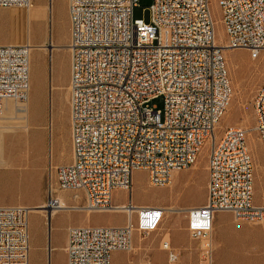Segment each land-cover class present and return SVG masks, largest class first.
Masks as SVG:
<instances>
[{"label":"built area","instance_id":"1","mask_svg":"<svg viewBox=\"0 0 264 264\" xmlns=\"http://www.w3.org/2000/svg\"><path fill=\"white\" fill-rule=\"evenodd\" d=\"M217 3L225 47L256 59L264 49V0ZM136 6L139 0H68L72 161L55 167L46 209L66 208L56 188L83 191L82 209L93 213L115 211V193L126 192V225L68 229V264H112L113 252L129 250L134 231L156 232L164 220L162 206L134 201V172L146 171L152 187L167 186L171 173L194 166L211 141L206 201L187 213L188 231L200 240L199 264H211L217 213L253 224L264 219V207L254 203L247 131L227 126L216 138L222 117L215 108L226 111L233 87L212 3L154 0L148 22L134 17ZM31 49L0 45V112L4 99H27ZM159 98L162 108L153 103ZM253 107L264 150V82ZM29 213L25 205H0V264H30Z\"/></svg>","mask_w":264,"mask_h":264},{"label":"rangeland","instance_id":"2","mask_svg":"<svg viewBox=\"0 0 264 264\" xmlns=\"http://www.w3.org/2000/svg\"><path fill=\"white\" fill-rule=\"evenodd\" d=\"M153 1L139 0V6L134 8V17L148 22ZM211 3L216 20V41L224 44L226 33L221 9L217 0H211ZM26 42L33 47L30 55L29 116L25 110H21L26 108V104H18L21 109L15 114L16 118L6 125H24L28 117L30 128L25 130L16 127L0 132V145L6 150V154L0 155V205L37 208L47 204L50 182H53L54 187L57 186L55 167L69 164L66 162L72 158L68 0H31L29 8L0 6V43ZM224 55L233 96L217 126L216 138L221 136L227 126H238L247 131L248 147L254 160V203L262 206L264 150L255 131L253 103L264 82V49L256 59L245 49H226ZM153 103L162 108L163 99H156ZM210 147L211 143L207 142L194 166L181 171L169 186L152 187L148 183L146 171L134 172L132 195L136 203L173 206L178 211L165 212L163 223L156 232L144 234L134 231L132 250L118 251L112 258V264H143L146 258L152 264L200 263V240L189 233L187 214L181 210L190 203L200 206L206 201ZM4 158L9 160V166L3 163ZM51 159L54 165L52 172ZM74 193L55 190V194L62 196L67 204L83 206L85 193L80 191L77 200L73 197ZM125 199L126 192L115 193V203H122ZM41 214L42 219L36 213L29 214L31 264H49V247L61 238L62 229H58V226L82 219L85 220L83 225L108 226L113 224L111 218L116 212H94L87 217L86 212L62 210L51 224L49 214L43 211ZM226 214L237 226L233 230H216L215 218L211 264H264V230L253 228L260 226V223L237 220L232 213ZM226 214L218 213L216 217L224 222L228 216ZM167 234H170L169 241L174 249L172 253L178 255L175 261L169 260L170 251L161 249L163 241L168 239ZM52 264H61L57 250L53 251Z\"/></svg>","mask_w":264,"mask_h":264},{"label":"crops","instance_id":"3","mask_svg":"<svg viewBox=\"0 0 264 264\" xmlns=\"http://www.w3.org/2000/svg\"><path fill=\"white\" fill-rule=\"evenodd\" d=\"M0 44H4V43H0ZM25 104H26V108H24V109L19 108V109L25 110L26 111V115H27V113H29V104H28V101ZM17 106H16V104L14 102H12L10 100H8V101L5 102L3 116H0V132H3L4 130H12V128H16L17 127V126L13 127L12 125H10V126H7L6 125V123H8L11 119H14L15 114L19 112ZM27 116H29V115H27ZM26 119H27V121H26L27 124H30L28 117H26ZM3 153L6 154V150L0 145V155L2 156ZM2 161L3 160H1V162ZM8 161L9 160H7V159L4 158V162L3 163H6L7 166H9ZM70 162L67 161L66 163H70ZM180 174H181L180 172L175 173L173 175V179L175 177L179 176ZM61 199H62L63 203H65V205H67V206L70 205V204H67L63 200V198H61ZM137 204L138 205H153V204H149V203H137ZM42 205H44V204H42ZM191 207H195V204H191L190 203V204H188V207H185V208H191ZM59 212H56L55 214H53L51 216V218H50V224H51L52 219L55 218L58 215ZM32 213L38 214L39 217L42 219L43 214H41V212H32ZM219 213L220 214H226V212H219ZM91 214L92 213H86L87 217L91 216ZM112 215H113V217L111 218V220H112L113 224H109L108 226H124L129 221L127 214L125 212H123V211L116 212V214H112ZM217 215H218V213L216 214V216ZM226 215H228V214H226ZM216 216H215V218H216V230H233L237 226L235 223H233L231 221V218L229 217V215L227 216L226 221H224V222H221V219L219 220V218H217ZM120 217H121V219H120ZM83 223H85V220L82 219V220H77L74 223L67 224L65 226H60V227L58 226L57 227L58 229H62V230H60V232H61V238L57 241V243L54 246L51 245L49 247V255H50L49 256L50 257L49 258V264H52V254H53V251L54 250H57V256H58L61 264H68V256H67V252H66V247H67V244H68V229L71 226H85V225H83ZM256 224H258V223H256ZM253 228H262L264 230V222L260 223V226H255ZM52 231L53 230H51V241H50V243H52ZM30 247H31V244H30ZM117 253H119V252L118 251L113 252L112 258ZM30 264H31V262H30Z\"/></svg>","mask_w":264,"mask_h":264},{"label":"bare ground","instance_id":"4","mask_svg":"<svg viewBox=\"0 0 264 264\" xmlns=\"http://www.w3.org/2000/svg\"><path fill=\"white\" fill-rule=\"evenodd\" d=\"M11 6H18V5H16V4H11ZM22 7H25V8H29L30 6H31V0H29V2L27 3V4H24V5H21ZM68 17H69V14H68ZM216 21V20H215ZM69 35H70V21H69ZM217 42V41H216ZM27 43V42H26ZM0 45H2V44H0ZM223 47H224V52H225V50L227 49V50H230V49H228V48H226L225 46H226V42L224 43V44H221ZM33 48V47H32ZM32 50V49H31ZM70 51V50H69ZM71 54V53H70ZM30 64H31V62H30ZM70 72H71V68H70ZM236 94V93H235ZM232 96H233V94H232ZM29 99V100H28ZM232 99V98H231ZM8 100H10V101H12V102H14L15 104H16V106L18 105V104H25V103H27V101H28V104H29V102H30V91H29V93H28V96H27V99L25 100V101H20V100H16V99H13V98H7V99H4L3 101H2V105H1V107H2V109H1V112H0V116H2L3 115V112H4V104H5V102L6 101H8ZM231 101V100H230ZM230 104V103H229ZM229 106V105H228ZM17 108H18V110H19V106H17ZM228 108V107H227ZM36 109H38V105L36 106ZM227 110V109H226ZM226 111H223V114H222V108H215V117H223V115H224V113H225ZM14 118H16V116H14ZM27 119L25 120V123H24V125H21V126H17V127H20V128H23V129H28L29 127H30V124H27ZM17 122V121H16ZM6 128V127H5ZM7 129V128H6ZM208 142H210L211 143V141H208ZM71 161H72V158H71ZM51 164H50V170H51V172L53 171V167H54V165L52 164V159H51V162H50ZM71 163V162H70ZM207 169H208V166H207ZM184 171V170H183ZM177 172H181V171H173L172 173H171V178H170V182H169V184H168V186L169 185H171L172 184V182H173V175L175 174V173H177ZM61 192H65V191H61ZM67 192H71V191H67ZM79 194H80V191H77V192H75L74 194H73V197H74V199H79L80 198V196H79ZM56 196H57V198L60 200V202H62L63 203V201H62V197L60 196V195H58V194H55ZM61 197V198H60ZM64 205H65V203H63ZM118 207L115 209V211H112V212H119V211H123V212H125L126 214H127V211H126V209L124 208V202H122V203H115ZM119 204V205H118ZM66 206V208L65 209H60V210H57V209H52V210H45V208L47 207V204H44V205H41L40 207H37V208H29L30 209V213H32V211H33V209H35L33 212H44L45 214H46V212H48V214H49V219L51 218V216L53 215V214H55L56 212H59V211H62V210H66V211H82V212H86V213H93V212H89V211H86V210H84V209H82V206H80L79 204H73V205H69V206H67V205H65ZM263 207H264V205H262ZM162 208H164V211L165 212H175V211H178V209H176L175 207H162ZM192 208V207H191ZM190 210V208H186V209H184V210H181L183 213H185V214H187L188 213V211ZM29 213V214H30ZM127 216H128V214H127ZM128 220H129V218H128ZM132 220H134V216H132ZM129 222V221H128ZM262 222H264V219L261 221V222H259V223H262ZM256 224V223H255ZM235 231H246V230H235ZM212 234H213V231H212ZM165 237V236H164ZM168 238V239H167ZM212 238H213V236H212ZM212 238H211V241H212ZM166 239L167 240H165V241H163V244H162V247H161V249H164V250H167V251H170L171 253H170V255H169V260H171V261H175V260H177L178 259V255L177 254H175V253H172V251L174 250L173 249V247H172V245L170 244V241L169 240H171L170 239V234H167L166 235ZM141 240H144V239H141ZM132 248H133V238H132V243H131V246H130V248H129V250L128 251H130V250H132ZM212 248H213V243H212ZM144 262H143V264H152V262L150 261V259H148V258H146V259H144L143 260ZM169 264H171V263H169Z\"/></svg>","mask_w":264,"mask_h":264}]
</instances>
